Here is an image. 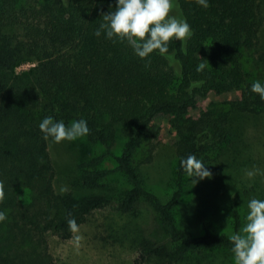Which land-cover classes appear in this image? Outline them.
I'll return each mask as SVG.
<instances>
[{
	"label": "trees",
	"instance_id": "16d2710c",
	"mask_svg": "<svg viewBox=\"0 0 264 264\" xmlns=\"http://www.w3.org/2000/svg\"><path fill=\"white\" fill-rule=\"evenodd\" d=\"M115 4L0 0V211L7 217L0 223V264H55L48 234L69 239L74 231L68 220L75 219L78 227L109 204L135 216L141 200L149 202L164 235L138 242L141 260L235 264L229 236L242 227L235 207L240 195L234 196L226 227L202 219L201 231L194 232L178 224L175 208L185 183L182 158L208 159L231 139L239 114L259 117L257 126L264 129V101L250 91L254 81L264 82V53L253 56L263 23L261 4L209 0L203 8L196 0H174L170 14L186 18L192 35L185 42L171 40L167 54L154 52L146 60L126 42L94 35ZM28 60L36 65L16 74L15 66ZM200 63L205 68L197 72ZM229 92L234 99L203 102L209 94ZM159 115L167 117L175 136L176 183L167 200L147 189L141 170L160 134ZM46 116L65 124L86 120V140L103 147L78 161L82 193L55 191L48 140L38 127ZM118 138L122 146L115 166L101 168ZM140 149L145 154L137 159ZM112 172L128 187L112 188L106 182Z\"/></svg>",
	"mask_w": 264,
	"mask_h": 264
},
{
	"label": "rangeland",
	"instance_id": "374dc122",
	"mask_svg": "<svg viewBox=\"0 0 264 264\" xmlns=\"http://www.w3.org/2000/svg\"><path fill=\"white\" fill-rule=\"evenodd\" d=\"M259 2L263 23L259 30L257 52L253 56L264 53V0ZM35 65L36 61H24L15 66L14 72L21 74ZM235 96L232 92L209 94L203 102L226 101L234 99ZM155 120L160 127V134L154 141L151 160L142 164L141 170L146 178L147 189L167 200L176 183L175 136L168 128L166 116L159 115ZM233 121L231 139L220 149L210 152L208 159H200L206 164L205 167L211 173V177L199 180L184 175L185 183L183 181V191L180 203L175 208V217L179 225L183 224L194 232L201 231L202 219L215 227L230 226L231 207L236 194L240 197L235 207L243 226L248 201L251 198L262 199L264 196V129L257 126L259 117L254 115L239 114ZM121 146L122 141L118 138L112 148L113 155L104 158L99 166L114 167V155L119 154ZM48 149L55 168L53 182L55 191L62 193L70 190L82 193L84 189L78 181V161L88 154L101 153L103 147L89 143L84 136L61 143L48 140ZM259 153H263L262 161L259 159ZM144 154V149H140L136 158L141 159ZM249 171L256 173L251 179L247 176ZM193 179L197 182H192ZM106 182L117 190L128 187L124 177L117 172L110 173ZM137 206L135 216L123 214L115 205L110 204L96 209L66 240L48 234L49 251L54 263L170 264L154 257L140 259L138 242L144 239H163L164 235L149 202L141 200Z\"/></svg>",
	"mask_w": 264,
	"mask_h": 264
},
{
	"label": "clouds",
	"instance_id": "9594fccd",
	"mask_svg": "<svg viewBox=\"0 0 264 264\" xmlns=\"http://www.w3.org/2000/svg\"><path fill=\"white\" fill-rule=\"evenodd\" d=\"M203 8L209 7V0H196ZM174 0H116L115 10L102 15L103 22L95 30L94 35L102 34L114 43L126 42L135 56L146 60L151 54L168 53L171 40L185 42L192 35L190 24L180 15H171ZM204 63H200L196 71H203ZM250 91L264 101V82L256 80L251 84ZM45 140L54 143L74 141L87 136V121L78 119L71 124L46 116L38 125ZM205 163L195 155L189 154L180 161L181 169L189 178L203 180L210 178L211 173ZM254 171L247 172L251 179ZM194 183L197 181L193 179ZM4 198L3 184L0 183V201ZM7 219L0 211V223ZM69 229L77 230L75 219L68 220ZM231 253L235 264H264V199L251 198L247 203L245 222L238 232L229 236Z\"/></svg>",
	"mask_w": 264,
	"mask_h": 264
}]
</instances>
